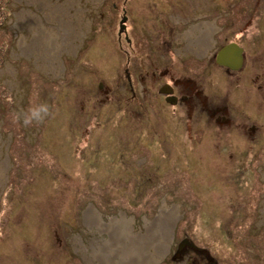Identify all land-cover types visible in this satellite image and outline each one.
I'll use <instances>...</instances> for the list:
<instances>
[{
    "label": "rangeland",
    "instance_id": "rangeland-1",
    "mask_svg": "<svg viewBox=\"0 0 264 264\" xmlns=\"http://www.w3.org/2000/svg\"><path fill=\"white\" fill-rule=\"evenodd\" d=\"M156 12L151 0H0V264H102L93 246L111 236L87 221L91 207L107 223L125 214L137 234L175 208L155 264H264L262 76L202 78L211 99L244 107L239 127L161 104L159 83L149 93L150 75L139 78ZM43 26L57 41L48 58ZM184 239L197 248L179 249Z\"/></svg>",
    "mask_w": 264,
    "mask_h": 264
},
{
    "label": "flooded vegetation",
    "instance_id": "flooded-vegetation-1",
    "mask_svg": "<svg viewBox=\"0 0 264 264\" xmlns=\"http://www.w3.org/2000/svg\"><path fill=\"white\" fill-rule=\"evenodd\" d=\"M142 1L146 5V0ZM151 2L158 12L157 24L155 23L156 37L153 42L142 40L139 44V47L145 44L143 59L150 60L154 56L153 64L149 66L152 69L146 70L142 63L140 65L142 71L139 78L144 79L150 75L149 79L152 81L151 87L147 86L146 90L149 93L154 92V83H159L156 98L161 104L182 107L178 113L184 115L185 112L193 123L194 118L199 119L200 125H203V121L205 123L208 119H214L218 125L239 127L241 125L236 118L245 115L242 119H251L247 113L242 112L243 106L235 108L229 106L227 100L211 99L206 93L202 78L208 74L212 77L214 72L221 68L229 75L248 71L255 73L257 78L262 76L263 83L258 86V90L264 88V0H151ZM147 10L151 12L149 8ZM123 11L127 13L126 7ZM165 13L169 16L174 14L177 18L167 20L163 15ZM129 30L126 25V30L124 29L121 34L118 31V36L121 42L124 35L128 44L125 48V59L128 62L125 71L129 90L135 95L132 85L134 75L129 72L131 54L128 50L134 47ZM259 63L263 64L257 68ZM106 92L109 93V90ZM259 93L260 91L257 95ZM196 129L203 130L202 127ZM257 130V126L252 124L250 130L244 131L253 139Z\"/></svg>",
    "mask_w": 264,
    "mask_h": 264
},
{
    "label": "bare ground",
    "instance_id": "bare-ground-1",
    "mask_svg": "<svg viewBox=\"0 0 264 264\" xmlns=\"http://www.w3.org/2000/svg\"><path fill=\"white\" fill-rule=\"evenodd\" d=\"M36 23L35 27L40 24L37 20ZM35 37L37 40L39 39L40 43L45 44L48 42L49 46H46L43 53V56L48 58V55L55 50L57 43L55 34L53 32L50 33L43 26L40 35ZM3 175L4 169L0 163V177ZM165 214L166 212L163 211L157 223L152 224L146 234H137L132 229V219L125 214L122 213L121 218L114 217L111 222L107 223L103 221L101 214L91 207L86 214L87 221L91 224L97 223L103 229L108 230L111 236L109 241L93 246L92 256L100 260L102 264H155L161 252L168 248V243H162V239L159 237L168 233V238L171 240V234H169L167 229L169 228V222L177 215V210L173 208L169 214ZM116 239L120 241H118L120 244L117 247L121 246L118 250L111 246H114V243L116 244ZM125 240H129V244L122 246Z\"/></svg>",
    "mask_w": 264,
    "mask_h": 264
},
{
    "label": "water",
    "instance_id": "water-1",
    "mask_svg": "<svg viewBox=\"0 0 264 264\" xmlns=\"http://www.w3.org/2000/svg\"><path fill=\"white\" fill-rule=\"evenodd\" d=\"M127 20H128V15H123V17L121 18V21H120V28H119V34L122 33V31L125 29L126 30V25H127ZM185 243H188L191 247H196V245L189 241L188 239H184L180 245H179V249L181 247H183L185 245ZM197 248V247H196ZM188 264H192V263H188Z\"/></svg>",
    "mask_w": 264,
    "mask_h": 264
}]
</instances>
